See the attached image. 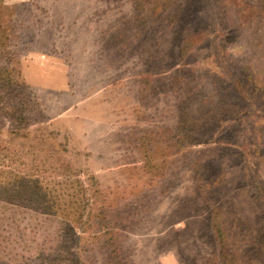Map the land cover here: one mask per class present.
Returning <instances> with one entry per match:
<instances>
[{
	"label": "rangeland",
	"instance_id": "1",
	"mask_svg": "<svg viewBox=\"0 0 264 264\" xmlns=\"http://www.w3.org/2000/svg\"><path fill=\"white\" fill-rule=\"evenodd\" d=\"M138 1L0 0V264H264V0ZM61 164L103 192L84 226L13 203Z\"/></svg>",
	"mask_w": 264,
	"mask_h": 264
},
{
	"label": "trees",
	"instance_id": "2",
	"mask_svg": "<svg viewBox=\"0 0 264 264\" xmlns=\"http://www.w3.org/2000/svg\"><path fill=\"white\" fill-rule=\"evenodd\" d=\"M136 3L140 5L143 4L141 0ZM242 3H244V5H249L247 4V0H241L240 4ZM184 32V41L190 39L189 32H192L191 29L184 27ZM200 35L202 34L199 32V36ZM183 51H185L184 48L182 49V53ZM234 80L237 82V87L239 85L238 93L244 96V101L242 103H238L237 100L231 102L222 101L215 105L211 112H216L215 109H220L219 114H215L214 117L218 123H220V120L224 117V113H226L225 117L227 118L249 115L251 108L254 105V101L256 100L253 96L256 93L255 90L257 87H250L247 79L234 78ZM220 90L224 91L225 94L228 92V89L224 90L223 87ZM189 97L191 96L185 95L181 102L184 103ZM178 108L179 105L177 106V110ZM193 116L192 111L189 110L184 117H181L180 114L178 115L175 132H185L187 129L189 132V135L183 134L182 137H180L179 140L181 144L190 146L197 143L209 142L208 144H210L213 142L214 135H203L199 133L201 128L200 123L189 128L190 124L195 120ZM223 120H226V118ZM175 136L176 135H174L172 139H174ZM169 140H171V138ZM71 166L72 165L69 164H61L54 167V170H59V173L54 176L37 175L36 173L25 175L24 173L19 172L15 177H17L19 189L24 193L23 195L20 192L21 195L24 196V199H21V201L16 199L13 203L20 207H25V210L34 216L40 215L37 217L40 221L51 223L58 222L60 226H68L73 223H81V226H84L87 222L86 217L90 215V212L93 210V205L97 204V200L102 197L103 192L99 187L95 176H91V182H86L77 175V173L73 172ZM205 169L206 165L204 164L202 173ZM2 206L6 205L1 204L0 207ZM42 216L46 217L43 218ZM112 240L111 245H114V236H112ZM232 243L233 241L229 243L224 239L221 242L223 248L222 255L227 262L228 260L231 261L232 259L235 260L242 257L236 252V254L232 253L233 249L230 248V246L232 247ZM116 249L117 246H115V250ZM81 251L87 253L86 250H80L76 254L69 252L74 257V264L84 263L85 257L81 255ZM86 261L88 263V257Z\"/></svg>",
	"mask_w": 264,
	"mask_h": 264
}]
</instances>
